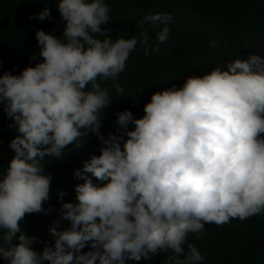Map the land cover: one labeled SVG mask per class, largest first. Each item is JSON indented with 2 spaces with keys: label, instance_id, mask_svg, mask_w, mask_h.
<instances>
[{
  "label": "clouds",
  "instance_id": "9594fccd",
  "mask_svg": "<svg viewBox=\"0 0 264 264\" xmlns=\"http://www.w3.org/2000/svg\"><path fill=\"white\" fill-rule=\"evenodd\" d=\"M54 7L61 33L37 28L29 63L0 73V108L15 130L8 141L13 155L0 171V259L127 264L162 251L171 253L165 264H202L189 234L203 239L205 224L264 214V55L237 54L186 76L179 87L153 91L141 116L117 111L116 131L105 136L101 117L114 100L101 81L123 93L118 78L130 53L137 45L146 57L156 52L173 17L145 14L140 23L159 27L150 44L146 31L113 37L105 0H55ZM50 14L43 6L34 15ZM89 133L99 140V154L73 170L82 181L73 185L75 202L55 190L59 219L47 226L50 241L37 248L39 237L21 225L26 214L50 211L45 164L79 150Z\"/></svg>",
  "mask_w": 264,
  "mask_h": 264
},
{
  "label": "trees",
  "instance_id": "16d2710c",
  "mask_svg": "<svg viewBox=\"0 0 264 264\" xmlns=\"http://www.w3.org/2000/svg\"><path fill=\"white\" fill-rule=\"evenodd\" d=\"M109 5L111 23L105 25L112 30L113 37L125 38L146 31L150 44L155 41L159 27L144 21L146 13H170L168 39L157 45V51L145 56L137 45L119 75L124 92L117 95L110 81H101L102 87L110 89L109 98L114 100L102 114L100 132L107 135L115 132V113L129 109L133 116L143 114L142 105L153 91L171 85L179 87L188 75H202L216 65L225 64L237 54L257 53L264 55V0H105ZM55 0H0V73L8 70L18 73L29 63L30 55L36 51L34 32L41 28L59 35L63 22L54 7ZM48 6L50 17L35 18L41 7ZM218 42V47L210 41ZM34 63V61H32ZM9 120L0 108V171L6 167L13 155L8 141L15 135L8 127ZM132 127L131 124L128 126ZM91 154H99V140L89 133L83 146L77 150L69 148L61 158H53L45 164V171L52 174L50 198L44 207L50 211L26 214L21 225L28 234L39 237V248L50 241L46 229L53 219H59L61 211L55 194L64 190L65 201L75 202L73 185L80 183L73 170ZM50 158H46L47 160ZM90 175V174H89ZM94 183H102L91 177ZM68 225L61 220V227ZM188 242L197 246L204 257L202 264H264V214L253 215L245 220L233 218L227 223L205 224L203 239L189 234ZM87 250L83 249L82 251ZM171 253L158 252L151 259L127 264H165ZM0 264L4 261L0 259Z\"/></svg>",
  "mask_w": 264,
  "mask_h": 264
}]
</instances>
